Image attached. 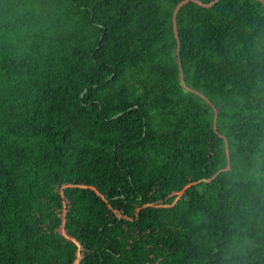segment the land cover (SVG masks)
<instances>
[{"label":"trees","instance_id":"1","mask_svg":"<svg viewBox=\"0 0 264 264\" xmlns=\"http://www.w3.org/2000/svg\"><path fill=\"white\" fill-rule=\"evenodd\" d=\"M262 146L264 0H0V264H264Z\"/></svg>","mask_w":264,"mask_h":264},{"label":"clouds","instance_id":"2","mask_svg":"<svg viewBox=\"0 0 264 264\" xmlns=\"http://www.w3.org/2000/svg\"><path fill=\"white\" fill-rule=\"evenodd\" d=\"M262 150H264V146H262ZM254 159L256 160V166L252 170V172L254 173V178L258 179L260 177H264V172L260 171V166L262 163H264V161L260 159L259 155L255 156Z\"/></svg>","mask_w":264,"mask_h":264},{"label":"rangeland","instance_id":"3","mask_svg":"<svg viewBox=\"0 0 264 264\" xmlns=\"http://www.w3.org/2000/svg\"><path fill=\"white\" fill-rule=\"evenodd\" d=\"M201 96H202L206 101H208V99H207L206 96H204L203 94H201ZM181 193H182V191H179V192L173 193V194H171V195H173L174 200H175L176 198L179 197V195H180ZM61 230H62V232H64V231H63V228H61ZM81 255H82V249L79 248V249H78V257H77V259H76V263L78 262V259L80 258Z\"/></svg>","mask_w":264,"mask_h":264}]
</instances>
